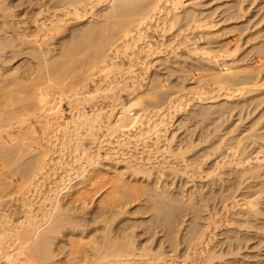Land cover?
Wrapping results in <instances>:
<instances>
[{"label":"bare ground","instance_id":"6f19581e","mask_svg":"<svg viewBox=\"0 0 264 264\" xmlns=\"http://www.w3.org/2000/svg\"><path fill=\"white\" fill-rule=\"evenodd\" d=\"M180 4L0 0V251L16 250L2 264H172L190 248L264 264V4L244 25L238 1L214 31ZM153 23L190 34L166 45ZM189 84L211 101L174 115ZM213 193L234 226L213 220Z\"/></svg>","mask_w":264,"mask_h":264},{"label":"rangeland","instance_id":"374dc122","mask_svg":"<svg viewBox=\"0 0 264 264\" xmlns=\"http://www.w3.org/2000/svg\"><path fill=\"white\" fill-rule=\"evenodd\" d=\"M181 1V4H180V6H179V12H181L182 11V9H181V5H182V8H184L183 10H185V8H186V10H189V9H191V10H194L195 11V13L196 14H198V15H200L199 13L201 12L202 14H203V16H206L205 15V13L206 14H208V18H210V19H213V22L216 20V24H215V27L213 28V26H212V24H211V26L209 27L210 29H209V31H214L216 28H218V27H220V25L222 26L223 24H227L228 23V21L226 22V23H224L223 21H220L222 18H220L221 17V15H222V17L223 16H225V15H223V14H227V13H229L230 11H232V10H235V7H237V3H238V1H240V0H190V1H186V0H180ZM237 1V2H236ZM247 0H242V4L243 5H245V7L247 8L248 7V10H246V8H245V15L241 18V19H238L240 22L241 21H243V24L244 23H246V25H247V23H248V21H249V23L251 22V23H253L254 22V20L256 21L257 20V18L260 16V14H261V12H262V10H258L257 8H258V6L259 5H261V4H264V0H248L247 2H246ZM258 1H259V3H261L262 1V3L261 4H259L258 3ZM195 2V3H194ZM199 2H201V3H199ZM184 3V4H183ZM186 3V4H185ZM191 3V4H190ZM198 3V4H197ZM203 3V4H202ZM220 3V4H219ZM235 3V4H234ZM194 4H196V5H194ZM206 6H205V5ZM216 4V5H215ZM256 4H258V5H256ZM192 5V6H191ZM210 5V6H209ZM223 5V6H222ZM228 5V6H227ZM231 5V6H230ZM247 5V6H246ZM204 6V7H203ZM221 6H222V8H221ZM230 6V7H229ZM256 6V7H255ZM190 7V8H189ZM213 7H214V9H213ZM225 7V8H224ZM233 7V8H232ZM189 8V9H188ZM193 8V9H192ZM231 8V9H230ZM197 9V10H196ZM206 9V10H205ZM209 9H211V10H209ZM221 9V10H220ZM198 10H199V12H198ZM203 10V11H202ZM214 10V11H213ZM220 10V11H219ZM226 10V12H224ZM211 13H210V12ZM213 11V12H212ZM253 11H255V12H253ZM256 11H258V12H256ZM198 12V13H197ZM220 12V14H217V13H219ZM222 12V13H221ZM216 13V14H215ZM256 13V14H255ZM259 13V14H258ZM202 14L200 15V16H202ZM212 15V16H211ZM155 16H157V15H155ZM154 16V17H155ZM215 16H217V17H215ZM248 17V18H247ZM252 19H251V18ZM220 18V19H219ZM248 19V20H247ZM251 19V20H250ZM219 21V22H218ZM156 22L158 23L159 22V20L158 19H156ZM250 23V24H251ZM156 23H153V27L154 26H156L155 25ZM250 24H248L249 26H251ZM245 25V24H244ZM176 27H177V24L175 25ZM175 26H173L172 27V29L170 28L169 30L171 31V33H170V31L169 30H164V29H158V26H157V31H156V27H154V30H151V29H153V28H150L149 29V34H150V32H151V35H153L152 37L155 39L156 37V41H158V42H162V41H164V44H166L167 45V43L170 45V44H172V45H175V44H177V42H179L180 41V39H181V37H183L184 36V33H186V34H188L189 32H187L188 31V29L186 30V29H183V28H185V26L183 27V28H181L183 31H185V32H183L181 29H180V33L181 34H183V36H180L181 34L179 33V31H177V29L175 30ZM160 27V26H159ZM151 30V31H150ZM159 30H161V31H159ZM173 30V31H172ZM175 30V31H174ZM154 31V32H153ZM166 31H167V33H166ZM192 31L194 32V31H197V30H195V29H192ZM163 32H165L164 33V35H163ZM175 34H174V33ZM174 34V37H172V35ZM177 33H179V34H177ZM196 33V32H195ZM156 34V35H155ZM159 34H160V36H159ZM168 34V35H167ZM172 34V35H171ZM190 34V33H189ZM216 35H218L219 33L217 32V33H215ZM214 34V35H215ZM158 35V36H157ZM226 35V37H227V35L228 34H225ZM225 35H218V37H220V39H223L224 37H225ZM161 36H163L162 38H160ZM170 36V37H169ZM180 36V37H179ZM223 36V37H222ZM168 37V38H167ZM171 37L173 38L172 40H171ZM179 37V38H178ZM225 37V38H226ZM170 38V39H169ZM176 38H178V40L176 39ZM224 38V39H225ZM168 42H167V41ZM175 42H174V41ZM177 40V41H176ZM169 41L171 42V43H169ZM173 41V42H172ZM167 42V43H166ZM175 43V44H174ZM179 46H181V45H179ZM171 55V54H170ZM173 59V58H172ZM172 61H174V60H171V64H172V66H175L173 63H172ZM175 64H177V63H175ZM178 65V68L181 66L180 64H177ZM176 65V66H177ZM180 65V66H179ZM164 66V65H163ZM159 67H162L161 65H159ZM183 68V70L182 71H184V67H182ZM162 69H164V70H167L168 68H165V66H164V68H162ZM170 69V68H169ZM164 70H162L163 72H165ZM173 71V70H172ZM181 71V70H180ZM180 71H178L179 73L178 74H180V76H181V72ZM168 72H170V71H168ZM177 72V71H176ZM184 73V72H183ZM182 73V74H183ZM176 74V73H175ZM175 74H173V77H174V75ZM178 74H176V75H178ZM185 74V73H184ZM175 75V76H176ZM186 75V74H185ZM183 76V75H182ZM187 76V75H186ZM172 76H171V78H173ZM176 78V77H175ZM187 79H188V76H187ZM191 81L193 82V79H191ZM186 82H188V83H192V82H189L188 80L186 81ZM187 83V84H188ZM193 85H194V83H192ZM191 84V86H192V88H191V86H190V84H189V87H188V91L191 93H189L188 91H185L184 93V97L186 98H189L190 97V99H188V100H190L191 102L189 103V101H188V103H189V105L186 107V109H184V110H180V111H177V112H175V111H172L173 113H174V115H176V113H178V112H184V113H186L187 114V116L190 114V112L192 113V114H190L191 116H193V114H194V112H199V109L201 110L202 108H198L199 107V105H201V104H199V103H202L204 106H205V104H204V102L206 103L208 100L206 99H202V100H204V101H201V99L199 100V102H198V98H196V94L194 95V93H196V91H195V89L193 88V85ZM188 86V85H187ZM189 88H190V90H189ZM192 89V90H191ZM191 91H193V92H191ZM187 92H188V95H187ZM193 98H192V97ZM194 98H196V99H194ZM209 101H211V100H209ZM208 101V102H209ZM195 104H194V103ZM207 102V103H208ZM206 103V104H207ZM197 104H199V105H197ZM202 105V106H203ZM231 105L232 104H229L228 105V107H231ZM204 106H203V108H204ZM233 106V105H232ZM198 108V109H197ZM197 111H196V110ZM211 109H212V111H211ZM211 109H209L210 110V112H209V110H208V114L209 113H213L215 110H217L216 108H215V110H214V108H211ZM234 108H232L230 111H229V113H228V115H225L226 116V121L225 120H223L224 122H222V124L224 125L225 123H226V125H227V128H231L235 123H238V118H239V116L241 115V116H244L243 114H244V110L242 109V112H240V113H237V109H234ZM193 110H194V112H193ZM214 110V111H213ZM188 112H189V114H188ZM186 114L184 115L185 117H183L184 119H186ZM207 114V113H206ZM206 114L204 115V117L206 116ZM230 114V115H229ZM190 115L188 116V117H190ZM212 114H209V118H211L212 117V119L214 120V118H215V115H217V113H216V111H215V114H214V117L213 116H211ZM239 115V116H238ZM208 116V115H207ZM206 116V117H207ZM228 116V117H227ZM175 116H173V118H174ZM182 117H180L179 119H183ZM220 117V116H219ZM245 118V117H244ZM178 119V120H179ZM183 119V121H182V123H185V121L186 120H184ZM193 118H191L190 119V121H191V123H189V124H192L193 122H194V120H192ZM208 119V118H207ZM228 119V120H227ZM246 119V118H245ZM245 119H243L242 120V123L241 124H243L244 122H246V120ZM168 120V119H167ZM206 120V119H205ZM205 120H203V122L206 124L207 123V125H211L213 122H215V123H213L214 124V126H218V127H220V124H219V122H217L218 120H221V118L220 119H218V118H215V120H217V121H211V119H209V120H206L207 122H205ZM235 120V121H234ZM237 120V121H236ZM244 121V122H243ZM175 122H177V121H175ZM169 123V122H168ZM211 123V124H210ZM218 123V124H217ZM233 123V124H232ZM188 124V122H187V126L189 125ZM217 124V125H216ZM229 124H231L230 126H229ZM206 125V126H207ZM208 126V127H209ZM229 126V127H228ZM190 127H192V126H190ZM211 127H213V125L211 126ZM219 129V128H218ZM196 130H197V127H196ZM200 144H203L202 142L200 143ZM198 146H202V145H198ZM204 157H202V159H203ZM207 158V157H206ZM204 158L206 161H209V160H211V159H213L214 157H213V155L211 156H209V158ZM203 159V160H204ZM224 168V167H223ZM222 169V168H221ZM225 169H228L227 167L225 168ZM218 170V169H217ZM217 170H214V171H217ZM213 194H214V197H213ZM213 194H210V196H208V199H210V200H208V202H207V205H208V210L209 209H211L209 212H212L211 213V216L213 215L214 216V219L213 220H218V218H219V220H218V223L220 224V222H221V225H223L224 224V226H230L232 223H229L228 221H225L224 220V218H225V216H226V214L228 213H230V212H232V211H234L235 209H236V206H235V204L233 203V202H230V203H228L229 201H226L227 203H223V205L224 206H220V203L222 204V202H219V200H217L218 199V197H219V195H215L216 193H213ZM218 194V193H217ZM220 194V193H219ZM95 196H97V194L95 195ZM212 196V197H211ZM210 197V198H209ZM216 197H217V199H216ZM212 201H213V203H212ZM219 202V203H217V202ZM215 203V204H214ZM234 204V206H233V204ZM232 204V205H231ZM232 207H231V206ZM220 206V207H219ZM230 206V207H229ZM211 207V208H210ZM215 207H217V208H215ZM224 207V208H223ZM215 208V209H214ZM218 208H222V210H218ZM228 210H227V209ZM231 208V209H230ZM232 208H234V209H232ZM230 209V210H229ZM215 210V211H214ZM225 210H227V211H225ZM217 213H219V214H217ZM221 214V215H220ZM227 214V215H228ZM217 215V216H216ZM14 215L13 214H11V218H14L13 217ZM224 217V218H223ZM213 218V217H212ZM223 218V219H222ZM213 220H212V225L214 224L213 223ZM221 220H223V221H221ZM228 222V223H227ZM223 223V224H222ZM216 224H217V222H216ZM246 225V224H245ZM220 226V225H219ZM231 226H234V224H232ZM248 227H246V229H247ZM160 234H161V232H159ZM159 234V235H160ZM209 234V233H208ZM51 240V239H50ZM9 243V242H8ZM53 244V243H52ZM200 245H202V244H200ZM54 246V245H53ZM181 251H183V249L181 250ZM186 251V250H185ZM185 251H183L184 253H186V256H184L185 254H183V252L181 253L180 252V254L182 255L183 254V256L181 257V255L180 254H174V253H171V254H169V255H167L166 256V258L169 260L168 262H170V263H172L173 264V262H176L175 264H178V263H180V264H188V263H190V262H192V263H195V264H201V260H197V261H195L197 258H196V256H194L193 254H196L195 252L194 253H192L193 251H192V248H190L189 250L187 249V251H188V254H187V251L185 252ZM190 251V252H189ZM199 251V248H198V250H196V252L197 253H199L198 252ZM9 253V255H7V256H11L12 258L14 257V255L13 254H15L16 253V250L13 248V247H10V246H6L5 244H4V249L2 250V251H0V255H2V254H8ZM15 252V253H14ZM192 253V255H190V254ZM4 254V255H5ZM3 255V256H4ZM174 255V256H173ZM188 255V256H187ZM6 256V255H5ZM26 254H21V255H18L17 256V258L19 259V261L21 260V259H23V261L25 260V261H27L28 260V258H27V260L25 259L26 258ZM170 256V257H169ZM176 256V257H175ZM190 256H192L193 258L195 257V260L192 258V257H190ZM0 257H2V256H0ZM171 257H172V259H171ZM175 257V258H174ZM192 258V259H190V258ZM54 258L55 257H52V258H49V260L50 261H52V260H54ZM185 258V259H184ZM3 259V258H2ZM2 259H0V264H2L3 263V260ZM52 259V260H51ZM186 259H188L189 260V262H188V260H186ZM49 260H47V261H49ZM171 260V261H170ZM191 260V261H190ZM22 261V260H21ZM21 261H20V264H27V262H23V263H21ZM199 261V262H198ZM186 262H188V263H186ZM51 263V262H50ZM191 263V264H192Z\"/></svg>","mask_w":264,"mask_h":264}]
</instances>
